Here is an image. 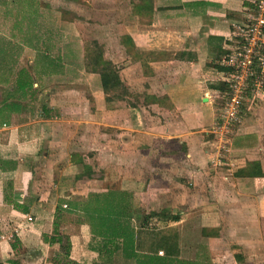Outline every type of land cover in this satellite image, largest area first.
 <instances>
[{"label":"crops","instance_id":"crops-1","mask_svg":"<svg viewBox=\"0 0 264 264\" xmlns=\"http://www.w3.org/2000/svg\"><path fill=\"white\" fill-rule=\"evenodd\" d=\"M72 1L0 0V264H56L66 248L80 264H264L263 240L222 235L264 220V95L223 136L215 127L246 0H153L139 32L132 5L116 20L125 98L100 74L81 81L87 48L72 24L90 21ZM99 1L119 0L84 3ZM109 191L132 195V248L157 259L124 256L111 225L92 229Z\"/></svg>","mask_w":264,"mask_h":264},{"label":"rangeland","instance_id":"rangeland-1","mask_svg":"<svg viewBox=\"0 0 264 264\" xmlns=\"http://www.w3.org/2000/svg\"><path fill=\"white\" fill-rule=\"evenodd\" d=\"M72 14L78 15L80 14L82 17L87 16L89 18L87 21H90L89 24H72V32L79 33L80 37H82L84 43L86 44V56H85V64L86 68L82 72L86 74L84 78H80L81 81L85 80L87 82L93 83L95 81V77H98L100 71L103 69H109L112 66L118 68V75H120L123 66L126 62L131 58L127 53V27L123 26L120 23L117 24L116 20H121L122 18H126L128 11L132 10L130 7L138 2V0H119L117 4H108L105 1H99L98 4L102 5V7H97L95 11L94 5H89L88 3H84V0L72 1ZM247 3V1H246ZM89 5V6H88ZM133 11V10H132ZM79 12V13H78ZM94 15V16H93ZM90 16V17H89ZM239 15L235 17L231 22V34L233 33L232 23L234 20H240ZM140 17V16H139ZM141 21V18H135V30L136 32L141 31V28L137 26L138 22ZM114 36L113 39L110 37ZM78 38V36H77ZM112 44V46H111ZM134 54V53H133ZM133 57H142L140 54L135 53L132 55ZM125 74L123 77L120 75V82L118 87L109 90L107 93L108 96L113 97H122L125 98L124 89H126L125 82ZM122 81V82H121ZM86 82V83H87ZM141 84V80H139ZM82 90H86L88 85L80 84ZM225 88V84L223 85ZM140 88V87H139ZM139 88H137V93L139 92ZM119 95V96H117ZM116 102H119L115 100ZM224 104V99H222V94L216 96V108H219ZM220 119L217 120L219 124ZM217 128V125L215 126ZM225 147V145H224ZM112 197V196H111ZM110 198L106 196V202L110 203L113 201L109 200ZM124 201V200H123ZM105 202V205H106ZM260 229L256 232L249 231H237L231 232L229 229V225L224 226V230L222 235H224L227 240H241V238L252 239L257 238L259 240L264 241V220L260 223ZM199 234V233H198ZM194 235V234H193ZM193 238L195 236H192ZM192 238V239H193ZM260 250V249H259ZM262 256L264 257V249H261ZM259 252V251H258ZM258 256H261L257 253ZM27 258L24 257V260Z\"/></svg>","mask_w":264,"mask_h":264},{"label":"built area","instance_id":"built-area-1","mask_svg":"<svg viewBox=\"0 0 264 264\" xmlns=\"http://www.w3.org/2000/svg\"><path fill=\"white\" fill-rule=\"evenodd\" d=\"M246 1V11L232 23L233 46L223 58L228 73L219 92L224 99L216 124L220 136L239 122L245 101L264 95V0Z\"/></svg>","mask_w":264,"mask_h":264},{"label":"trees","instance_id":"trees-1","mask_svg":"<svg viewBox=\"0 0 264 264\" xmlns=\"http://www.w3.org/2000/svg\"><path fill=\"white\" fill-rule=\"evenodd\" d=\"M133 11L135 12V14L137 13V15H142L144 12L146 14H148V12L151 13L153 11V0H138ZM118 74V68L115 66L100 71L102 86L104 90H111L113 88H116V86L118 87L120 82V75ZM219 88L224 89L223 85ZM106 196H108L109 198L111 196L116 198V202L114 203V205L116 204L117 208H115V210H111V207H109V203H107L105 200L104 202H106L105 206L108 207L107 209L104 208L102 210L96 209V211H88L89 216L87 215V217L92 229L95 230V225H111L117 232V234L114 236L122 240L121 251L124 256H133L137 259H142V257H150L153 261V259L156 258L155 255L139 253L135 251L134 248H132L135 234L134 228L131 225V211L129 210L132 204V195L126 191H109L108 195ZM106 196L104 197V199H106ZM149 214L150 216H155L157 215V212L151 211ZM105 237L107 238V240H109L110 238L109 235H105ZM68 258V248H66L64 254H56V256L54 257V262L56 264H80ZM178 261L179 260H177V262ZM12 263L25 264L20 262V260L18 259L13 260ZM184 263L185 261H183V264Z\"/></svg>","mask_w":264,"mask_h":264}]
</instances>
